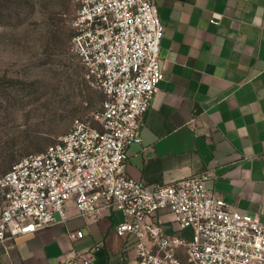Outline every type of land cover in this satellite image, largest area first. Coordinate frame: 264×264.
<instances>
[{"label": "built area", "instance_id": "built-area-1", "mask_svg": "<svg viewBox=\"0 0 264 264\" xmlns=\"http://www.w3.org/2000/svg\"><path fill=\"white\" fill-rule=\"evenodd\" d=\"M74 1L70 51L84 81L104 98L91 121L75 119L56 143L0 175V243L49 227L55 214L65 221L72 203L87 223L119 212L115 233L134 238L137 264H264V217L240 214L216 198L206 186L211 171L162 186L124 172L126 150L140 142L144 116L164 80V26L155 1ZM219 19L213 14L209 23ZM160 211L173 214L176 232L164 231ZM98 249L73 253L64 264H95Z\"/></svg>", "mask_w": 264, "mask_h": 264}, {"label": "crops", "instance_id": "crops-1", "mask_svg": "<svg viewBox=\"0 0 264 264\" xmlns=\"http://www.w3.org/2000/svg\"><path fill=\"white\" fill-rule=\"evenodd\" d=\"M154 1L164 26V80L140 142L126 150L125 174L162 186L209 170L206 186L216 198L264 217V0ZM213 14L217 25L209 23ZM156 218L176 232L173 214ZM121 221L119 212H105L87 223L68 203L65 221L55 214L49 227L0 243V264H64L96 245L95 264H137L134 238L115 233ZM75 231L83 237L70 240Z\"/></svg>", "mask_w": 264, "mask_h": 264}, {"label": "rangeland", "instance_id": "rangeland-1", "mask_svg": "<svg viewBox=\"0 0 264 264\" xmlns=\"http://www.w3.org/2000/svg\"><path fill=\"white\" fill-rule=\"evenodd\" d=\"M75 10L74 0H0V175L99 111L103 94L70 51Z\"/></svg>", "mask_w": 264, "mask_h": 264}]
</instances>
